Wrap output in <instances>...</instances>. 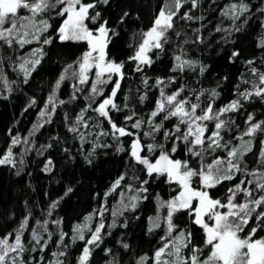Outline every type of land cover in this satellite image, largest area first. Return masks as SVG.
Listing matches in <instances>:
<instances>
[{"label":"trees","instance_id":"obj_1","mask_svg":"<svg viewBox=\"0 0 264 264\" xmlns=\"http://www.w3.org/2000/svg\"><path fill=\"white\" fill-rule=\"evenodd\" d=\"M82 2L91 3L93 0ZM166 2L109 0V4L100 3L94 10H89L90 15L96 12L101 14L98 21H85L90 29H98L100 24L107 21V27L117 35L109 33L112 38L106 48V57L116 63H123L122 77L113 75L112 80L103 86V93L95 98L92 108L111 94L114 82L119 80L121 86L114 102L121 110L111 111L110 116L118 127H125L132 132L131 136L114 138L108 120L91 109L84 112L88 127L80 124L76 133L70 132L69 127L75 124L76 117L89 104L87 97L91 83L78 85L83 91L75 92L76 99H72L74 81L68 76L55 90L57 107L52 112L51 122H44L47 117L41 119L40 113L45 110L61 74L65 73L69 65L77 69V61L87 51L85 41L59 39L58 29L64 18L56 15L55 11L40 17L48 20L50 25L46 32L40 34V40H33L23 48L17 43L9 46L0 41V158L11 148L14 161V164L0 165V238L7 236L9 242L14 243L16 230L28 217V225L21 237L27 250L18 257L25 264H50L57 259L63 264H79L87 240L101 222L105 225L101 231L102 240L98 246L89 245L92 251L86 264H138L142 257L145 258L143 264H156L154 253L163 245L161 237H166L167 229V208L160 207V202L172 200L180 188L178 184L170 182L165 174H153L150 177L145 166L131 157L132 141L139 137L144 145L141 155L147 156L150 162L159 157L160 150L157 148L150 153L146 145L155 143L163 145L173 159L186 160L191 167H199V161L188 154L183 141L176 140L175 136L168 140L164 137L165 131L174 132L177 118L164 121L163 128L155 134L154 139L143 135L149 131L147 120L161 98V90L165 95H171L185 89L178 99L199 103L197 115L202 114L200 109H206L209 104H212L214 111H219L239 99L240 108L221 116V119L232 122L230 130L222 131L221 135L224 140H231L233 145L240 143L235 138L244 133L251 123L264 121V98L253 94L245 100L239 96V93H254L255 88L264 87L259 76L253 75L251 71L254 67L264 73V0H199L196 8H192L188 0L173 18L174 28L167 33L168 43L164 45L163 51L152 49L148 54L152 63L142 64L140 71H137V62L130 58L143 40L142 33L153 26ZM241 2L247 5L248 11L241 14L239 19L233 21L230 16L222 14L229 5H239ZM126 12L129 15L125 17ZM185 12L194 19H181ZM18 14L26 16L30 12L22 9ZM121 17H124L123 21ZM217 28L222 30L217 31ZM44 38L50 39L51 43L42 44ZM35 48H42L44 54L37 57L41 63L25 80L19 65L24 59H33L31 53ZM234 52L238 54L235 57L232 55ZM176 56H181L182 60L196 61L195 68L185 67L184 71H174ZM248 61L253 63L249 65ZM90 74H94V71ZM94 78L92 76L90 80ZM157 80L164 83L158 85ZM213 90L218 93L215 97L211 96ZM141 96L145 97L143 101L140 100ZM197 96L200 97L199 101ZM59 101L65 103L60 104ZM47 111L51 112V106ZM163 115L153 118L154 121L159 123ZM249 115L253 117L251 122H248ZM127 116H133V119L126 121ZM136 120L143 121L141 129L131 127ZM37 123L43 126L30 135ZM205 123L209 128L205 133L207 136L214 129L215 121ZM181 129L180 135L186 130V125H181ZM101 132L109 134L100 135ZM13 138H18L20 143L12 145ZM244 139L252 140V151L244 157L247 171H264V166L257 163L260 150L264 147V131H257L253 137L245 136ZM174 145L177 150L171 152ZM121 148L123 151H119ZM216 156L225 157L226 152L217 150L206 157L207 162L210 163ZM49 160L52 162L51 171H45ZM121 176L124 179L120 185L110 191ZM248 179L253 177L245 172L237 173L233 180L224 181L210 189V195L226 203L228 189L240 180ZM145 180L147 184H143ZM192 183L195 188L200 187L198 177H193ZM142 185L147 189L146 192L139 191ZM68 188L72 191L65 196ZM133 195L139 196L137 207H129L121 215L113 216V211L123 207L122 201L123 204L131 203L129 197ZM255 195L264 193L257 191ZM54 201H58V204L52 209ZM243 201L244 196L240 194L236 202ZM101 208L105 209L103 214ZM86 216L92 219L86 222ZM157 216L160 217V226L153 228L152 220ZM194 219V214L190 216L187 210L176 213L173 217L176 226L173 236L178 235L179 230L190 232L191 244L182 249V255L190 257L192 247H196L201 249L198 255L203 260L210 254L211 248L205 245V233L199 225L194 224ZM37 221H48L47 231L40 229L41 244L48 240L43 245V251L39 250V246H36V251L31 250L35 246L31 237L32 230L38 227ZM113 221L116 226L110 227ZM85 223L88 225L83 232L85 240L73 242L74 227ZM249 224L254 227L256 221L250 219ZM251 227L246 226V235ZM49 232L52 234L50 240ZM61 232L66 234L62 244L59 243ZM254 238H264V230H258ZM58 252H64L65 255L53 256V253ZM7 264H12L11 259Z\"/></svg>","mask_w":264,"mask_h":264},{"label":"snow or ice","instance_id":"obj_2","mask_svg":"<svg viewBox=\"0 0 264 264\" xmlns=\"http://www.w3.org/2000/svg\"><path fill=\"white\" fill-rule=\"evenodd\" d=\"M187 2L188 0H167L154 20L153 26L148 31L142 33L143 40L139 44L135 55L130 58L137 62V71H140L142 64L152 63V60L147 55L149 51L152 49L163 51L164 45L168 43L167 33L174 28L173 18L178 15L182 6ZM190 2L192 8H196L199 0H190ZM100 3L107 5L109 4V0H93L91 3H83L82 0H0V41L9 46L17 43L23 48L24 45L31 44L33 40H40V34L46 32L50 27L48 20L40 18L43 14L55 11L56 15L63 17V23L58 29L59 39L61 41L86 40L89 50L84 52L79 61H77L78 71L73 69V65H69L65 69V73L61 74L53 90V95L49 96L48 104L45 105V110L41 111L40 117L41 119L47 117L44 120L45 123L51 122L52 112L57 107L55 103V90L65 80V74L71 72V76L77 79V84L73 85L75 91L72 99H76L75 92L83 91L78 85H85L90 82L91 90L87 97L89 100L88 106L81 111V114L76 117L75 124L69 127L68 130L76 133L78 131V125L84 124L85 127H88V124L84 120V112L91 109L98 113L100 117L108 120V123L111 125L113 137L118 139L119 137L133 135L125 127H118L110 116L111 111L121 110L114 102V98L117 96V92L121 86L120 81L116 80L111 94L103 98L97 107L92 108L95 98L103 93V86L112 80L114 74L122 77L121 70L123 68V63H116L106 57L107 45L112 36L117 35L114 30L107 27V21L100 24L99 28L95 30V33L89 30L85 24L86 20L98 21L101 14L96 12L95 15H90L89 10H94ZM22 9H27L30 15L20 16L18 13ZM247 11V5L241 2L239 5H229L222 14L230 16L235 21L240 18L241 14ZM128 15L127 12L124 14L125 17ZM123 19L124 17H121V21ZM181 19L191 21L194 17L185 12ZM199 19H202V17ZM221 30L217 28V31ZM110 32L112 36L109 35ZM177 35H180V33H177ZM50 43L51 40L48 38L42 40V44L44 45ZM43 54L42 48H35L31 53L33 59H24L23 63L19 65L23 71L25 80H27L31 72L41 63V59L37 57H42ZM232 55L235 57L238 54L234 52ZM175 60L177 63L173 69L174 71H184L185 67L195 68L196 66V61L182 60L181 56H176ZM247 63L251 65L253 61H248ZM93 70L95 78L90 80L89 74ZM200 70L203 72V67ZM251 71L253 75H258L261 84H264V73H260L254 67ZM162 83L164 82L157 80L158 85ZM183 91L185 89L182 88L171 95H165V92L161 90V98L157 100L155 110L151 112V117L147 120L149 131L144 132L143 135L154 139L155 134L163 128L164 121L173 117L177 118L178 123L174 126V132L165 131L164 137L168 140L175 136L176 140L183 141L187 147L188 154L199 161V167H191L186 160L172 159L170 153L165 150L163 145H157L155 143L146 145L150 153L156 151L157 148L160 150L159 157L156 158L155 163H152L147 156L141 155L144 145L141 144L139 137L134 139L131 144V157L138 164L145 166L147 174L150 177L153 174H166L170 182L174 181L180 185L179 195L170 201L160 202V207L167 208V217L165 218L167 229L166 237H161L163 245L154 253L156 264H189V261L190 264H264V238H254L258 230H264V210L258 211V209H264V195H255L257 191L264 193V171L254 169L249 172L247 171V166L244 164L245 154L252 151V140H245L244 137H253L257 131H264V121L251 123L244 133L235 138L240 143L233 145L231 140L226 141L221 135L222 131L230 130L232 122L221 119V116L224 113L240 108L241 104L239 99L233 100L227 106L220 108L219 111H214L212 104H209L206 109H200L202 114L197 115V109L200 108L199 103H190L187 99H178L180 93ZM253 94L264 98V87L255 88L254 93L248 91L239 93V96L247 100ZM217 95L218 93L215 90L211 92L212 97ZM125 99L128 98L126 97ZM144 99V96L140 97L141 101ZM196 99L199 101L200 97L197 96ZM32 103H35V101H32ZM59 103L64 104L65 101H59ZM49 106H51V112L47 111ZM161 114H164L163 120L156 123L153 118H157ZM125 119L126 121H131L133 116H127ZM252 120L253 117L249 115L248 122ZM210 121H215L214 129L211 130L210 135L206 136L205 133L209 131V128L205 122ZM142 123L143 121L136 120L131 127L141 129ZM181 125H186V130H183L182 135H180L182 132ZM42 126L39 123L35 124L30 135H33ZM108 134L107 132L100 133V135L104 136ZM81 138L83 139V133H81ZM18 143H20V140L13 138L12 145ZM176 150V146L174 145L171 152H175ZM217 150L226 152V156H216L208 163L206 157L211 156ZM119 151H123V148L119 149ZM51 163L49 160L45 165V171H51ZM257 163L264 166V147L260 150V158ZM4 164H14L11 148H9L3 158H0V165ZM240 172H245L246 175L253 177V179L240 180L238 184L229 188L226 203L220 199H213L211 197L210 189L216 188L224 181L233 180L236 174ZM193 177L199 178V189L192 187ZM123 179V176L117 179L110 191L119 186ZM147 183V180L143 181V184ZM244 185H254V187L249 188ZM71 191L72 189L68 188L65 196ZM139 191L146 192L147 189L142 185ZM240 194H243L244 201L237 203L236 201L239 199ZM129 200L131 202L130 204H123L122 201L123 207L113 211V216L121 215L129 207L135 209L139 196L133 195L129 197ZM193 201H197L194 207ZM57 204L58 201H54L51 208H56ZM220 209H226V211H220ZM185 210L188 211L190 216L194 214L195 219L193 222L203 229L206 237L204 243L211 248L210 254L203 260L198 255L201 249L196 247H192V255L190 257L185 258L182 255V249L191 244L190 232L179 230V234L173 236V232L176 230L173 217L176 213ZM104 211L105 209H100L101 214ZM84 219L87 222L92 217L86 216ZM250 219L256 221L254 227L250 226ZM209 220L214 222L210 225L207 222ZM159 221V216L153 219L152 227H159ZM55 223L59 224V221ZM47 224L48 221H44L43 223L37 221L38 227L32 230L31 239L35 241V246L31 249L32 251L37 250L36 246H39V250L43 251V245L48 243V240H44L43 245L41 244L42 236L40 233V229L47 231ZM27 225L28 217H25L20 227L16 230L14 243H10L7 236L0 238V264H7L9 259H11L12 264H25L24 260L18 259V257L27 250L21 239ZM115 226V221H113L110 227ZM246 226L251 227V231L248 232L247 236L242 237L241 233L245 231ZM87 227V223L84 225L78 224L74 227L73 231L75 235L73 236V242L77 239L85 240L83 232ZM104 227L103 222L95 227V230L91 233V238L87 240L86 246L79 257V264H86L92 251L89 245L98 246L102 240L101 231ZM51 235L49 232V240L51 239ZM65 235L63 232L60 233V244H62ZM63 246L65 248L67 247V245ZM124 247L127 248L128 245L125 244ZM10 254L12 255L10 256ZM63 255H65L64 252L53 253V256L57 257ZM144 259L142 257L138 261V264H143ZM50 264H63V262L57 259L50 262Z\"/></svg>","mask_w":264,"mask_h":264},{"label":"rangeland","instance_id":"obj_3","mask_svg":"<svg viewBox=\"0 0 264 264\" xmlns=\"http://www.w3.org/2000/svg\"><path fill=\"white\" fill-rule=\"evenodd\" d=\"M62 23H63V22H62ZM89 30H91V31H93V32L95 33V30H96V29H95V30L89 29ZM80 41H86V40H80ZM86 42H87V41H86ZM88 50H89V48L87 47V51H88ZM149 52H150V51H149ZM149 52L147 53V55L149 54ZM81 57H82V56H81ZM81 57H80V58H81ZM78 61H79V60H78ZM76 64H77V63H76ZM73 69L78 71V64H77V69L75 68V66H73ZM93 71H94V70H93ZM69 73H70V72L66 73L65 75L68 76V77L70 78L71 81H72V79H73V81H74L73 83L77 84V79L74 78V77H72V76H71V73H70V74H69ZM65 80H66V79H65ZM63 81H64V80H63ZM63 81H62V82H63ZM62 82H61V83H62ZM174 160H175V159H174ZM152 163H155V161H152ZM165 175H166V174H165ZM166 176H167V175H166ZM167 178H168V177H167ZM173 183H176V182L173 181ZM176 184H178V183H176ZM178 186H179V188H180V185H179V184H178ZM192 187L195 188L194 185H193V183H192ZM197 189H199V188H197ZM179 192H180V191H179ZM177 195H179V193H178ZM177 195H176V196H177ZM196 203H197V201H193V207L195 206ZM220 211H226V209H220ZM207 222L211 225L214 221H210V220H209V221H207ZM241 236L244 237V236H247V235L243 232V233H241Z\"/></svg>","mask_w":264,"mask_h":264},{"label":"flooded vegetation","instance_id":"obj_4","mask_svg":"<svg viewBox=\"0 0 264 264\" xmlns=\"http://www.w3.org/2000/svg\"><path fill=\"white\" fill-rule=\"evenodd\" d=\"M89 29H90V28H89ZM92 30H95V29H92ZM85 42H86V41H85ZM86 44H87V47H88V43H87V42H86ZM89 75H90V77H92V76L94 77V74H89ZM74 84H75V83H74ZM74 84H73V85H74ZM73 85H72V86H73ZM73 88H74V87H73ZM171 158H172V157H171ZM172 159H173V158H172Z\"/></svg>","mask_w":264,"mask_h":264}]
</instances>
